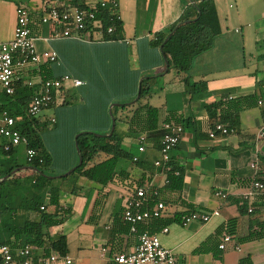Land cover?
<instances>
[{
    "label": "crops",
    "instance_id": "crops-1",
    "mask_svg": "<svg viewBox=\"0 0 264 264\" xmlns=\"http://www.w3.org/2000/svg\"><path fill=\"white\" fill-rule=\"evenodd\" d=\"M99 1L58 0L57 5L88 7ZM212 1L220 32L212 47L194 59L188 72L178 74L169 68V63L167 69L160 47L152 41L178 20L186 6L183 0H118L119 40L55 37L59 29L40 22L41 0H0V43L12 40L16 8L22 5L29 16L28 26L37 51H54L58 57V62L50 66L54 74L83 82L80 87L69 89L63 99L71 96L72 101L77 100L76 110L84 120L89 117L103 129V113L108 111V105L131 103L140 81L150 78L142 103L157 108L161 134L164 119L184 121L181 139L169 154L170 162L183 175L180 192L165 189L166 174L154 165L161 159L159 139H148L145 134L141 135L142 152L138 151L137 138H123L124 148L137 158V163L119 162L118 169L127 174L126 178L115 179L104 187L84 177L68 181L60 192L59 207L70 209L71 214L61 225L50 228L49 233L53 240L65 237V259L70 260L69 264H113L115 255L134 250L137 235L125 231L121 224L124 204L138 187L147 188L148 193L158 190L157 199L164 210L160 222L151 229L162 247L172 251L176 264H238L244 257H249L252 264H264V192L246 196L252 181L264 179L260 161L264 137L259 136L264 110V0ZM30 70H26L27 78L33 77ZM186 77L189 84L203 86L192 90L185 83ZM117 85L121 86L119 90ZM103 86L108 92L99 91ZM250 95L261 98L257 106L239 113L238 129L209 138L210 119L204 106L224 96L235 99ZM75 107L67 110L71 112ZM47 110L52 111L50 116H44L49 121L65 111ZM129 111L119 112L118 117L129 115ZM126 130L123 121L116 122L118 134ZM2 142L5 139H0ZM64 151L62 167L66 170L74 164L75 156L69 144ZM21 153L23 161L18 162ZM11 158L24 163V146L13 148ZM17 169V175L29 174H24L23 168ZM218 193L226 197L223 199ZM214 210L218 215L206 223L180 224L185 214ZM224 233L231 235V241L220 250ZM35 257H31L32 264H37Z\"/></svg>",
    "mask_w": 264,
    "mask_h": 264
},
{
    "label": "trees",
    "instance_id": "trees-1",
    "mask_svg": "<svg viewBox=\"0 0 264 264\" xmlns=\"http://www.w3.org/2000/svg\"><path fill=\"white\" fill-rule=\"evenodd\" d=\"M183 1L186 6L178 20L164 32L156 34L152 41V44L159 48L166 36L175 29L171 37L162 45L161 51L168 60L169 68L175 70L178 74L187 73L194 59L212 47L220 32L216 8L212 0ZM73 7L85 8L86 6L76 4ZM101 16L104 17L105 26L114 28V32L105 36L104 39L119 40L121 21L117 20L116 15L110 13L107 9L98 11L97 17ZM50 66L51 63H43L37 68H32L30 75L37 77L41 82L59 78L60 76L54 74ZM151 80L149 78L142 81L140 97L135 103L131 105L122 103L111 109L112 117L115 119V129L110 136H107L111 126L108 111L103 113V118L106 120V127H103V129L94 124L80 125L73 128L71 146L75 162L65 172L78 163L74 146L75 135L81 132L91 133L80 134L76 140L82 158L81 165L76 167L67 177L59 178V181L47 177L53 175L51 166H53L54 158L47 150L41 136L42 129L49 124H57V114L55 119L53 118V123L46 120L44 116H30L28 114L32 96L39 83L31 87L17 84L14 94L11 96L0 90V112L7 111L14 118L15 128L27 139V145L24 148L32 149L35 153L30 161H27L25 157V162L20 164L11 158L13 148L9 151H3V142L0 144V178L7 176L6 180L0 182V247L5 245L14 251L28 246L31 248V257L36 255V259L49 256L52 253L62 257L66 256L68 247L65 237L59 236L53 240L49 229L61 225L71 214L70 209L63 210L59 207L60 192L64 190L68 181L84 177L104 187L115 179L126 178L127 174L118 169V164L121 161H132L133 156L124 148L123 138L127 136L139 140L141 135L145 134L148 139H160L158 110L147 103H142L148 94ZM185 83L192 90L203 86L200 85L201 83L189 84L187 77ZM60 91L63 94V90ZM259 98L256 95H250L225 99L224 96V99L205 105L204 109L210 119L209 128H212L215 124H221L228 130H237L239 127V113L257 106ZM72 104V97L70 96L64 98L59 105L57 103L50 105L48 109L68 108ZM127 110H130L129 115L118 117L119 112ZM262 114L264 116V110ZM117 121H123L126 124V133L122 135L117 133ZM164 123L180 125L182 128L184 126L182 119H173L172 117L164 119ZM96 133L102 136H96ZM0 139L3 140L4 138ZM102 156L104 158L98 160ZM260 161L264 165V155ZM133 162L137 163L136 161ZM23 166L35 169L37 172L26 169L24 174L25 172H29V174L11 175L14 169L23 168ZM159 168L166 174L165 189L169 192H180L183 185L181 171L170 161L160 165ZM153 192L156 194L153 195ZM157 197V189L147 192V198L149 199L147 207L149 209L152 208V204L155 205L159 202ZM40 207H43V209H40ZM49 208H52V210ZM160 219V217L149 218L139 223L136 226V232L133 234L138 235L142 232L153 234L151 226H156ZM121 225H123L125 231L130 230L126 222ZM238 264H252V261L249 257H244L238 261Z\"/></svg>",
    "mask_w": 264,
    "mask_h": 264
},
{
    "label": "built area",
    "instance_id": "built-area-1",
    "mask_svg": "<svg viewBox=\"0 0 264 264\" xmlns=\"http://www.w3.org/2000/svg\"><path fill=\"white\" fill-rule=\"evenodd\" d=\"M57 1L41 0L42 15L40 16L42 24H49L59 29L60 33H55V37H68L78 40H90L96 37L104 39L105 36L114 32L112 26H105L104 17H97V14L100 9H107L110 13L116 15L118 20V0H100L95 5L85 8H60ZM28 17L27 10L22 5L18 6L16 8L13 38L8 43H0V90L11 96L14 94L17 84L31 87L39 83L28 108L30 116H38L44 110H47L50 105L56 103L58 97L63 99V95L65 96L69 89L80 87L83 82L69 75H63L44 82L39 81V79L34 82L31 78H27L25 73L28 68H37L46 62H58V57L54 51H37L29 30ZM61 89L63 94L60 91ZM50 122L53 123L54 119L51 118ZM162 128L163 132L159 139L161 159L154 163L156 167L170 161V151L177 146L183 133V128L180 125L164 123ZM230 132L223 125L215 124L208 129L207 135L209 138H213L216 134L227 135ZM259 136L264 137V116ZM0 137L5 139L2 144L3 151H9L19 145L24 147L27 145V139L15 128L14 118L4 110L0 112ZM143 141L141 136L139 138V152L143 151ZM34 155L32 149H25L27 161H30ZM136 160L137 158H133V161ZM251 166L255 167L254 164ZM147 192V188H137L134 196L129 197L124 204L122 219L129 225L132 233L136 232V226L139 223L149 218H159L164 210V205L161 202L156 203L151 209L147 207L149 205ZM261 192H264V179L254 180L251 182L246 196H253ZM155 194L153 192V195ZM218 196L223 199L226 197L222 193H218ZM40 209H43V207ZM217 215L218 211L215 210L207 213L190 212L181 217L180 224L186 226L193 222L206 223ZM162 232L166 233L167 229L163 228ZM137 241V245L132 252L115 255L112 259L113 264H176L172 251L162 247L156 234L142 232L137 235ZM230 241L231 235L224 233L218 248L223 250L225 244ZM30 254L31 248L28 246L12 251L8 246L3 245L0 247V264H32ZM58 261L65 264L70 263V260L55 253L37 258L36 263L54 264Z\"/></svg>",
    "mask_w": 264,
    "mask_h": 264
},
{
    "label": "rangeland",
    "instance_id": "rangeland-1",
    "mask_svg": "<svg viewBox=\"0 0 264 264\" xmlns=\"http://www.w3.org/2000/svg\"><path fill=\"white\" fill-rule=\"evenodd\" d=\"M34 82H37V77L31 78ZM117 90L121 88V86L117 85L115 86ZM107 87L103 86L99 88V91L106 90ZM69 91V90H68ZM72 91V90H71ZM70 92V91H69ZM108 92V90H106ZM63 99L61 97H58L56 99L57 105L61 104ZM72 105L70 108H63L65 111L60 115H57V124H49L46 128L42 129L41 136L43 139V142L47 148V150L52 154L54 158L53 162V172L52 174H55L53 176H60L65 173V167H62L63 165V154L65 153L64 148L69 144V146L72 143L71 133L73 128H77L76 126L80 125H87V124H93V120H90L89 117H87L85 120L80 117L79 113L76 110V105L78 106V101L73 100ZM113 103V102H112ZM111 103V104H112ZM76 104V105H75ZM109 104V106L111 105ZM108 106V107H109ZM74 108L73 111L69 112L67 109ZM52 114L51 110H44L40 116H50ZM97 134V133H96ZM22 153L20 154V158L18 159V162L23 161ZM4 157L3 155H1ZM7 158V157H6ZM56 181H59V179H56Z\"/></svg>",
    "mask_w": 264,
    "mask_h": 264
},
{
    "label": "water",
    "instance_id": "water-1",
    "mask_svg": "<svg viewBox=\"0 0 264 264\" xmlns=\"http://www.w3.org/2000/svg\"><path fill=\"white\" fill-rule=\"evenodd\" d=\"M174 30H175V29H174ZM174 30H172V32H170V33L168 34V36H167V37L165 38V40L163 41V44H164V43H165V42L171 37V35H172V33L174 32ZM163 44H162V45H163ZM162 45L160 46V51L162 50ZM161 53H162V52H161ZM163 58H164V62H165L166 66H167V69H168V61L166 60L165 56H163ZM167 69H166V70H167ZM141 82H142V80L140 81V84H141ZM139 97H140V85L138 86L136 96H135L134 100H133L131 103L136 102V101L139 99ZM131 103H128V104H131ZM118 105H121V104L112 103V104L109 106L108 114H109L110 119H111V126H110V131H109V133L107 134V136H110V135L113 133L114 129H115V119L112 117L111 109H112L113 107H115V106H118ZM84 133H91V132H81V133L75 135V137H74V146H75V151H76V155H77V159H78V163H77V165L74 166V167H72L71 169H69L68 171H66L64 174H62V175H60V176H47L49 179H55V178H59V177H62V178L67 177L71 172H73V171L76 169V167H78L79 165H81V163H82V158H81V156H80V151H79V149H78V145H77V141H76V140H77V138H78V136H79L80 134H84ZM93 134H94V133H93ZM95 135H96V136H102V135H99V134H95ZM23 169H24V170L29 169V170H31V171L37 172L35 169H30V167H23ZM18 171H19V169H17V168L14 169V170L11 172V175L17 173ZM6 179H7V176H4V177L0 178V182L4 181V180H6Z\"/></svg>",
    "mask_w": 264,
    "mask_h": 264
}]
</instances>
